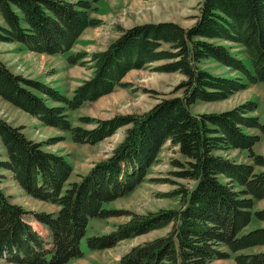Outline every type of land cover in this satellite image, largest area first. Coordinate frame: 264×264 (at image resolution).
<instances>
[{
    "label": "trees",
    "instance_id": "16d2710c",
    "mask_svg": "<svg viewBox=\"0 0 264 264\" xmlns=\"http://www.w3.org/2000/svg\"><path fill=\"white\" fill-rule=\"evenodd\" d=\"M91 10L89 0H0V41H16L50 55L66 53L88 27L98 24ZM216 40L242 45L250 66ZM87 57L93 75L72 96L12 71L0 59V96L46 125L69 131L74 142L95 144L127 127L108 158L70 181L73 166L64 155L45 150L44 142L29 138L24 126L0 116L7 152L0 169L12 171L29 195L59 205L55 212H33L12 202L0 186V258L18 264H65L82 257L81 240L90 220L117 215L105 204L134 191L171 141L185 158L177 175L193 181L190 187L166 193L181 195V206L133 214L112 232L90 236L89 247L107 249L170 227L166 234L135 245L116 264H208L231 253L237 264H264V251H245L264 245V226L244 232L254 216L264 221V209H255L264 199V169H256L264 167V155L254 149L262 135L246 131L254 128L264 134V121L253 114L258 102L248 100L219 112L192 110L198 101H221L248 85L241 77L201 67L204 59L242 72L250 83L264 82V0H203L190 27L173 20L123 27L106 49L80 52L69 61L76 64ZM159 61L163 63L155 71L185 76L176 88L181 95L163 98L143 113L81 118L94 122L92 128L71 122L68 110L127 86L123 79L130 70ZM231 148L246 150L253 163L216 153ZM29 213L48 229L50 240L33 227Z\"/></svg>",
    "mask_w": 264,
    "mask_h": 264
},
{
    "label": "rangeland",
    "instance_id": "374dc122",
    "mask_svg": "<svg viewBox=\"0 0 264 264\" xmlns=\"http://www.w3.org/2000/svg\"><path fill=\"white\" fill-rule=\"evenodd\" d=\"M89 1L92 4L91 16L98 20V24L88 27L70 51L50 55L29 50L16 41H0V59L12 71L29 78L39 79L59 89L64 94L72 96L75 88L93 75V69L91 62L88 61L90 57L72 64L69 61L71 55L80 52L92 54L102 51L119 36L121 28H128L135 24L173 20L184 27H190L195 23L203 2V0ZM0 23H3L1 15ZM216 41L230 47L234 55L243 59L250 66L249 57L242 45L224 40ZM162 63L159 61L143 69H132L123 79L124 82L128 83L127 86H117L112 93L103 95L95 102H88L78 109L68 110L71 122L74 125L92 128L95 126L94 122L87 123L81 118L109 119L120 114L143 113L163 98L181 95L182 91H176V88L185 79V76L179 72H159L153 69ZM200 66L216 75L241 77L248 85L245 89L237 91L221 101H198L192 105V110L195 113L219 112L231 109L248 100H254L258 102V109L253 114L260 116L261 120L264 121V82L250 83L242 72L224 65L214 58L204 59ZM48 103L50 105L58 104L51 100ZM0 116L14 126H24L23 131L29 138L44 142L45 150L64 155L73 166L70 181L78 180L80 175L87 173L96 163L108 158L113 149L123 141L127 128L122 127L115 134L95 144L76 143L72 140L69 131L46 125L28 111L2 96H0ZM246 131L262 135V140L255 145L254 149L257 153L264 155V134L254 128H248ZM216 153L237 162L253 163L246 150L231 148L219 150ZM0 159H7L6 148L1 138ZM184 159L179 147L173 145L171 141H167L161 149L157 161L149 169L146 179L131 193L105 204L107 209L115 211L117 215L90 220L86 233L81 240V249L84 255L65 264H116L135 245L166 234L170 227L123 239L117 245L107 249L93 250L88 245L90 236L112 232L119 224L128 222L133 214H146L161 208L180 207L182 196L166 195V193L181 190L193 184L192 180L177 175L182 170L179 161ZM256 169L262 170L264 167L256 166ZM0 186L10 196L12 202L23 205L27 210L55 212L59 209L58 204L29 195L14 179V174L10 170L0 169ZM255 209H264V199L256 202ZM27 219L34 228L43 234L46 240H50L48 229L34 220L32 213L27 214ZM261 226H264V221L254 216L244 232ZM245 251H264V245ZM234 256L235 254L231 253L230 257L226 259L214 260L208 264H237ZM0 264L18 263L0 258Z\"/></svg>",
    "mask_w": 264,
    "mask_h": 264
}]
</instances>
